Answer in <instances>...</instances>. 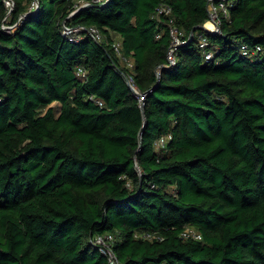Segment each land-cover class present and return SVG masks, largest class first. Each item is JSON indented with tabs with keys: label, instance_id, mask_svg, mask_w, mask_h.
<instances>
[{
	"label": "trees",
	"instance_id": "16d2710c",
	"mask_svg": "<svg viewBox=\"0 0 264 264\" xmlns=\"http://www.w3.org/2000/svg\"><path fill=\"white\" fill-rule=\"evenodd\" d=\"M13 1L8 15L0 0V264H109L106 249L120 264H264V0H228L221 34L201 28L210 0ZM171 19L187 41L175 64Z\"/></svg>",
	"mask_w": 264,
	"mask_h": 264
},
{
	"label": "built area",
	"instance_id": "2783aa9c",
	"mask_svg": "<svg viewBox=\"0 0 264 264\" xmlns=\"http://www.w3.org/2000/svg\"><path fill=\"white\" fill-rule=\"evenodd\" d=\"M82 2V6H85L89 3L86 2ZM94 2H103L102 0H94ZM6 6L10 9H13L15 6V3L13 0H5ZM228 0H210V5H209V20L207 21L208 23L211 24V27H206V29L208 31H211L212 33L215 34H221V27H220V11L223 10L226 14H228ZM10 9V10H11ZM173 12V9L170 5L167 4H161L157 7L156 9V16H160V15H165V16H171ZM173 19L170 20V26H171V38H172V43H171V47L168 53V60L171 64H175L176 60H177V52L179 50V48L184 45L187 41L183 39L184 36V32L181 31L179 28L172 26L171 24L173 23ZM82 29V27L78 26V27H68L66 25H64V29H63V35L65 37H67L69 40L71 41H77V37L72 36L73 33H77ZM88 32L97 40L102 39V33L100 32L99 29L97 28H89ZM161 37V33H159L157 35V38ZM210 44V40L207 36L202 35L201 39H200V47L201 48H205ZM114 48L116 53L123 59V60H128L127 58L124 57L123 52H122V43L120 41H116L114 43ZM245 55L248 54L247 51L244 52ZM214 58V53L213 51H208L206 54V60L210 61ZM79 72L85 74L86 70L82 67L79 68ZM128 82L130 83V85L133 87V89L135 90L137 96L139 97L140 103L143 104L144 100L146 98V94L140 93L138 92L136 85H135V78L133 75H130L127 77ZM102 104V103H101ZM166 142L165 138H161L158 145H164ZM184 236L186 238H197V239H201L202 236L201 234L197 233L196 231L192 230V229H188L186 232H184ZM144 237L148 238V239H154V238H161L159 235L157 234H152V233H144ZM106 239L99 237L97 242L98 243H104L105 244ZM104 253H106L109 256V264H120V262L118 261L116 255L114 254V252L110 249H106L104 250Z\"/></svg>",
	"mask_w": 264,
	"mask_h": 264
},
{
	"label": "water",
	"instance_id": "95a60500",
	"mask_svg": "<svg viewBox=\"0 0 264 264\" xmlns=\"http://www.w3.org/2000/svg\"><path fill=\"white\" fill-rule=\"evenodd\" d=\"M37 1V3H39V1L38 0H36ZM110 1L111 0H106L105 2H102L100 5L101 6H106V5H108L109 3H110ZM91 6V4L89 3V4H87V5H85V6H83L82 8H87V7H90ZM9 14H11V11L8 13V15ZM27 14H31V12H29V13H27ZM26 14V15H27ZM201 28H204V29H206V26L205 25H203V26H201ZM207 30V29H206ZM193 35V34H192ZM129 85H130V83H129ZM131 86V85H130ZM131 88L133 89V87L131 86ZM134 90V89H133ZM135 91V90H134Z\"/></svg>",
	"mask_w": 264,
	"mask_h": 264
},
{
	"label": "rangeland",
	"instance_id": "374dc122",
	"mask_svg": "<svg viewBox=\"0 0 264 264\" xmlns=\"http://www.w3.org/2000/svg\"><path fill=\"white\" fill-rule=\"evenodd\" d=\"M35 2H36V4H37V1H36V0H35ZM35 2H34V4H35ZM104 2H105V1H104ZM81 3H82V2H81ZM34 4H33V6H34ZM33 6H32V7H33ZM81 6H82V4L80 5V7H81ZM8 9H9V8H8ZM10 9H11V8H10ZM10 9H9V12H10V11L12 12L14 8L11 9V10H10ZM74 13H75V12H74ZM74 13H72L71 15H73ZM208 24H209V23L206 22L205 26L208 27V26H209ZM124 61H125V63H126L128 66H130V67H134V66H133V65H134V61H133V60L128 59V60H124ZM56 105H57V104H56Z\"/></svg>",
	"mask_w": 264,
	"mask_h": 264
},
{
	"label": "bare ground",
	"instance_id": "6f19581e",
	"mask_svg": "<svg viewBox=\"0 0 264 264\" xmlns=\"http://www.w3.org/2000/svg\"><path fill=\"white\" fill-rule=\"evenodd\" d=\"M208 25H209L208 27H211V24L210 23Z\"/></svg>",
	"mask_w": 264,
	"mask_h": 264
}]
</instances>
